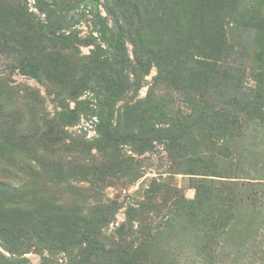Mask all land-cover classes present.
<instances>
[{"label": "trees", "instance_id": "trees-1", "mask_svg": "<svg viewBox=\"0 0 264 264\" xmlns=\"http://www.w3.org/2000/svg\"><path fill=\"white\" fill-rule=\"evenodd\" d=\"M30 1L0 0V56L45 88L55 113L39 91L0 83L11 126L0 139V264H31V253L41 264L61 254L67 264H215L239 220L247 241V213L264 230V0H33L36 11ZM83 118L95 137L67 131ZM158 146L167 176L136 202L105 197L109 179L130 187L145 176L128 149Z\"/></svg>", "mask_w": 264, "mask_h": 264}, {"label": "rangeland", "instance_id": "rangeland-1", "mask_svg": "<svg viewBox=\"0 0 264 264\" xmlns=\"http://www.w3.org/2000/svg\"><path fill=\"white\" fill-rule=\"evenodd\" d=\"M104 2V0H102ZM30 9L32 11H36L34 7V1H30ZM101 12L103 16H107V12L103 7H101ZM110 25H113V21L110 20ZM78 29L80 30V34L82 37L88 36L92 32V22H91V15H87L86 19L78 26ZM96 36L97 34L94 33ZM129 54L131 57L132 54V45L127 44ZM94 47H82L81 51L84 55H89L91 53V50ZM240 64L237 69H243V67ZM244 70L246 71V67L244 66ZM156 70L153 69L151 74L148 76V80L150 81L155 75ZM248 73V70H247ZM0 83H5L9 85L10 87L17 89L18 88H29V89H35L39 91L40 95L45 98V106L46 110L51 116L55 113V106L51 102V99L47 96L46 90L43 86H41L39 83H37L33 79H29L27 77H24L20 75L18 72L12 69V65L10 62L7 61L6 57L0 56ZM22 93V92H21ZM147 93V87L143 88L140 91L139 98H144ZM89 94H87L88 96ZM85 97H83L84 99ZM74 104H71V107H73ZM17 114L23 115L24 112L22 109H18ZM14 113L10 116V118H13ZM7 120H10L7 118ZM11 126L7 125L5 122L0 121V139L3 134H8L10 132ZM19 129V128H18ZM16 128H13L12 131H19ZM11 131V133H12ZM21 131V130H20ZM67 131L71 135H77V134H87V138H93L96 136V132L94 131V125L91 120L83 118L81 122L74 126V127H68ZM128 154L133 155L135 158L143 160L142 170L144 171V177L141 178L138 183L134 184L133 186L127 187L121 185V182H118L116 179L112 178L109 179L106 183V187L104 189L105 197L110 199H118L119 201H124L125 203L136 202L138 199H140V195L137 194L138 190L145 187V185L149 182L150 179L153 177H160V175L167 176V169L169 163L167 162V154L163 150L162 146H158L156 148L155 153H146L144 155H137L132 154V152L128 149ZM19 167H14V169H18ZM18 174H21L20 171H18ZM176 184L184 190V194L188 199H193L195 196V191L193 189H190L188 178L182 175H178L175 178ZM85 186V184L83 185ZM260 186H256L255 188H259ZM62 197V196H61ZM66 197V196H65ZM125 211L126 206L123 207L119 213L117 214V223L111 225L110 231L112 232L118 225H120L125 220ZM247 222L248 231L249 232L246 235L247 241L244 242V234L241 233V229H243L244 224L237 221L236 226L231 233L227 234L224 238L221 239L220 245L218 246V259L215 264H264V230L255 231L256 224L260 220V216L256 213H247L244 218H242ZM0 250H2L0 248ZM188 250V249H187ZM224 256L220 260V258ZM29 261L31 264H41V256L35 253H31L27 255ZM263 257V258H261ZM220 260V261H219ZM54 264H67L66 257L61 254L58 258V261Z\"/></svg>", "mask_w": 264, "mask_h": 264}]
</instances>
